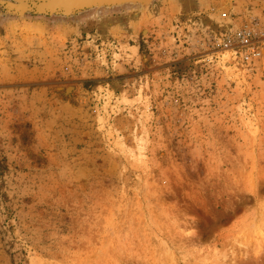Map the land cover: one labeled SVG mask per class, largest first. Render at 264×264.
I'll use <instances>...</instances> for the list:
<instances>
[{"label":"rangeland","instance_id":"1","mask_svg":"<svg viewBox=\"0 0 264 264\" xmlns=\"http://www.w3.org/2000/svg\"><path fill=\"white\" fill-rule=\"evenodd\" d=\"M258 1L0 0V264H264Z\"/></svg>","mask_w":264,"mask_h":264},{"label":"built area","instance_id":"2","mask_svg":"<svg viewBox=\"0 0 264 264\" xmlns=\"http://www.w3.org/2000/svg\"><path fill=\"white\" fill-rule=\"evenodd\" d=\"M256 7L258 9L243 7L242 10L247 12L237 13L235 30H229L219 38L220 51L241 65L258 66L264 61V0L258 1ZM250 10H261L262 15H255ZM221 15L231 17L234 14L223 11Z\"/></svg>","mask_w":264,"mask_h":264},{"label":"water","instance_id":"3","mask_svg":"<svg viewBox=\"0 0 264 264\" xmlns=\"http://www.w3.org/2000/svg\"><path fill=\"white\" fill-rule=\"evenodd\" d=\"M19 10L35 9L39 12L71 13L90 7L112 6L124 3H140L148 6L152 0H15Z\"/></svg>","mask_w":264,"mask_h":264}]
</instances>
